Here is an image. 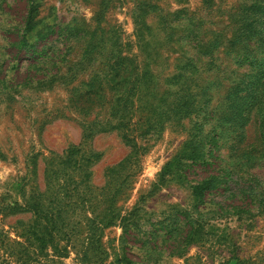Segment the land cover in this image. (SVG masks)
Returning <instances> with one entry per match:
<instances>
[{"label": "rangeland", "instance_id": "obj_1", "mask_svg": "<svg viewBox=\"0 0 264 264\" xmlns=\"http://www.w3.org/2000/svg\"><path fill=\"white\" fill-rule=\"evenodd\" d=\"M0 264H264V0H0Z\"/></svg>", "mask_w": 264, "mask_h": 264}, {"label": "trees", "instance_id": "obj_2", "mask_svg": "<svg viewBox=\"0 0 264 264\" xmlns=\"http://www.w3.org/2000/svg\"><path fill=\"white\" fill-rule=\"evenodd\" d=\"M26 30H28L27 27H26ZM24 38H25V36H24ZM25 42H26V40L23 39V43H25ZM34 80L35 79L30 78V79H28V81L26 82V84L33 83ZM74 147L75 146L71 147V152H70L71 157L74 156V154L76 153ZM210 148L211 149L208 151V154H206V152H204V153H202V154L199 155V154H197V152H200V150H199V151H195L193 154H191V158L194 159V160H196V159H203V157H204V159H205L206 156H207L206 161L209 162L211 160L210 158L213 156V154H212L213 149H212V147H210ZM196 150H198V149H196ZM77 168L80 169L81 168V165H78ZM210 178H211L210 176L209 177L207 176L206 178L202 179V181L213 182V180H211Z\"/></svg>", "mask_w": 264, "mask_h": 264}]
</instances>
